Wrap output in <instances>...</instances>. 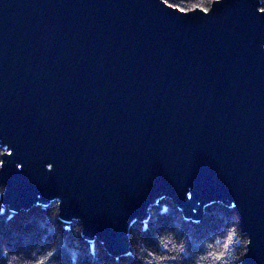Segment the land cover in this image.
Listing matches in <instances>:
<instances>
[{"label":"water","instance_id":"1","mask_svg":"<svg viewBox=\"0 0 264 264\" xmlns=\"http://www.w3.org/2000/svg\"><path fill=\"white\" fill-rule=\"evenodd\" d=\"M0 147L13 213L56 202L121 258L158 202L224 204L264 264L259 1L0 0Z\"/></svg>","mask_w":264,"mask_h":264},{"label":"trees","instance_id":"2","mask_svg":"<svg viewBox=\"0 0 264 264\" xmlns=\"http://www.w3.org/2000/svg\"><path fill=\"white\" fill-rule=\"evenodd\" d=\"M214 1L168 3L189 12L209 10ZM258 1L261 10L264 0ZM3 154L0 147V165ZM0 192H4L2 185ZM1 196L0 264H242L246 253L248 238L234 210L224 204L208 205L200 219L188 220L171 201H160L146 221L130 228L129 253L115 258L98 241L84 239L80 222L62 221L56 202L13 213Z\"/></svg>","mask_w":264,"mask_h":264},{"label":"snow or ice","instance_id":"3","mask_svg":"<svg viewBox=\"0 0 264 264\" xmlns=\"http://www.w3.org/2000/svg\"><path fill=\"white\" fill-rule=\"evenodd\" d=\"M162 3H163V4H166L167 7H169V8H172V7H173L172 4H169V3H168V0H162ZM195 7H200V6H199V5H196ZM252 7L255 8V3H254V2L252 3ZM179 10H180L181 12L184 11V9H179ZM200 10L203 11V12H208V9H207V8H200ZM261 13H264V8L261 9ZM9 155H11V153H9ZM49 167H51V166H49ZM2 194H3V193L0 192V195H2ZM233 207H234V205H233ZM0 239H2V237H0Z\"/></svg>","mask_w":264,"mask_h":264},{"label":"clouds","instance_id":"4","mask_svg":"<svg viewBox=\"0 0 264 264\" xmlns=\"http://www.w3.org/2000/svg\"><path fill=\"white\" fill-rule=\"evenodd\" d=\"M229 239H231V237H229ZM223 247H224V248H227V247H228L227 243H225V245H224ZM221 255H223V252H221V253L218 254V258H219V256H221Z\"/></svg>","mask_w":264,"mask_h":264}]
</instances>
